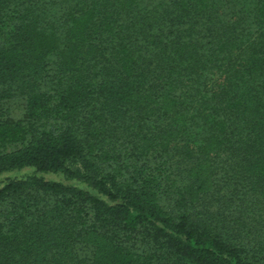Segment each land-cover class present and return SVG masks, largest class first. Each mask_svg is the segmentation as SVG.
<instances>
[{"label": "trees", "instance_id": "trees-1", "mask_svg": "<svg viewBox=\"0 0 264 264\" xmlns=\"http://www.w3.org/2000/svg\"><path fill=\"white\" fill-rule=\"evenodd\" d=\"M24 168L0 264H264V0H0Z\"/></svg>", "mask_w": 264, "mask_h": 264}, {"label": "rangeland", "instance_id": "rangeland-1", "mask_svg": "<svg viewBox=\"0 0 264 264\" xmlns=\"http://www.w3.org/2000/svg\"><path fill=\"white\" fill-rule=\"evenodd\" d=\"M9 110L11 116L14 119H20L22 116L23 112V102L21 99H15L12 100L11 102H8L6 105ZM33 174V169L32 168H24L22 170H15V171H9L6 173L0 174V187L6 183L8 180H13V179H24L30 175ZM41 176L46 179V180H53V181H58L64 184H72L76 186H81V184L76 183L75 181H70L66 180L63 176L61 175H53V174H41Z\"/></svg>", "mask_w": 264, "mask_h": 264}]
</instances>
